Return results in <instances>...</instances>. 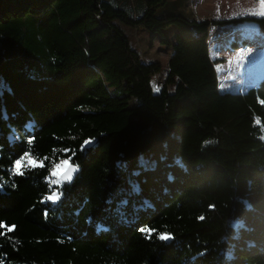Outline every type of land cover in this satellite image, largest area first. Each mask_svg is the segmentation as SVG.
I'll use <instances>...</instances> for the list:
<instances>
[{
	"label": "trees",
	"instance_id": "1",
	"mask_svg": "<svg viewBox=\"0 0 264 264\" xmlns=\"http://www.w3.org/2000/svg\"><path fill=\"white\" fill-rule=\"evenodd\" d=\"M187 2L0 0V264H264V76L196 93L173 65L156 88L161 65L122 29L173 59L171 26L198 47L210 27L264 35V17L198 19ZM25 151L44 167L12 176ZM68 157L75 178L53 183Z\"/></svg>",
	"mask_w": 264,
	"mask_h": 264
},
{
	"label": "rangeland",
	"instance_id": "2",
	"mask_svg": "<svg viewBox=\"0 0 264 264\" xmlns=\"http://www.w3.org/2000/svg\"><path fill=\"white\" fill-rule=\"evenodd\" d=\"M260 4L261 0H189L183 12L191 11L196 18L208 20L264 17L260 15ZM122 29L143 63L161 65L155 75L156 88L173 65L177 66V79L196 93L236 94L255 86L264 76V35L251 22L205 29L199 47L182 28L168 27L167 39L184 49V55L180 53L175 59L147 30Z\"/></svg>",
	"mask_w": 264,
	"mask_h": 264
},
{
	"label": "snow or ice",
	"instance_id": "3",
	"mask_svg": "<svg viewBox=\"0 0 264 264\" xmlns=\"http://www.w3.org/2000/svg\"><path fill=\"white\" fill-rule=\"evenodd\" d=\"M261 12L260 15L264 16V0H261ZM158 90V89H156ZM6 115V113H5ZM31 143V141H29ZM91 141H85V144H89ZM72 157H68L62 159L59 163L55 164L51 169V176L55 177L53 183H58L60 181H70L73 177V173L77 170L75 166L71 163ZM44 162L42 160H38L29 156L28 152L25 151L19 158L15 159V162L11 169V175L15 177H22L25 175V168L27 169H36V168H43ZM49 201H55L58 199L57 195L53 193L47 197ZM0 229H6V233H11L14 230L13 227H7L5 224L0 223ZM141 231L145 234L151 235L152 229L148 227L141 228ZM158 239L162 241H167L171 239L170 234L161 233L158 234Z\"/></svg>",
	"mask_w": 264,
	"mask_h": 264
},
{
	"label": "water",
	"instance_id": "4",
	"mask_svg": "<svg viewBox=\"0 0 264 264\" xmlns=\"http://www.w3.org/2000/svg\"><path fill=\"white\" fill-rule=\"evenodd\" d=\"M77 174V170L73 173V177L70 181H61L62 183H71Z\"/></svg>",
	"mask_w": 264,
	"mask_h": 264
},
{
	"label": "crops",
	"instance_id": "5",
	"mask_svg": "<svg viewBox=\"0 0 264 264\" xmlns=\"http://www.w3.org/2000/svg\"><path fill=\"white\" fill-rule=\"evenodd\" d=\"M188 1H189V0H188ZM187 3H188V2H187ZM187 3H186V5H187ZM186 5H185V6H186ZM190 12H191V11H190ZM191 13H192V12H191ZM192 14H193V13H192ZM224 27H225V26H224ZM210 28L212 29V28H214V27H210ZM161 83H162V81H161ZM239 92H241V91H239Z\"/></svg>",
	"mask_w": 264,
	"mask_h": 264
}]
</instances>
